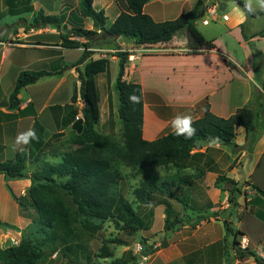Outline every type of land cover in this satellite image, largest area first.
<instances>
[{
	"label": "crops",
	"instance_id": "obj_1",
	"mask_svg": "<svg viewBox=\"0 0 264 264\" xmlns=\"http://www.w3.org/2000/svg\"><path fill=\"white\" fill-rule=\"evenodd\" d=\"M160 1L151 0L144 6L145 12L146 8L150 7L149 14L154 19L160 9ZM93 6L96 10L103 9L105 11L106 26H110L124 8L125 3L122 0H107L106 2L103 0L98 5L97 0H93ZM38 12H42L45 16H56L59 19L58 23L53 25L35 22L34 18ZM255 12L261 11L257 9ZM262 16L264 13L256 16H252L248 12L247 14L241 13L237 19L226 24L228 31L224 35L209 38L204 35L207 39L213 40L216 45L214 48L200 47L196 42L190 40L187 33L183 31L182 34L180 32L174 35L167 42L150 45L136 43L134 39L124 36L105 34L113 47L98 48L93 44L88 49V51L103 49L108 52L107 54H98V57L95 56L96 54L88 52V60L100 57H107L110 60L108 72H102L96 77L97 86L101 81V84L105 83L107 89L110 88L106 95L107 112L104 111V103L102 107L100 98V120L96 125V128L105 135L117 136V133L122 130V122L118 116V90L116 96L114 73H111L114 64L117 77L119 57L116 52L119 50L131 54L132 50H143L150 46L174 49L157 53L137 51L134 53L136 55L134 60L128 59L125 79L128 82L140 83L143 88V137L147 140H154L171 131V122L177 116L190 115L193 120L201 117L204 114L206 103H209L213 113L222 117H230L246 106L256 111V128L253 131L247 132L244 127L238 125L236 126L237 134L231 144H222L215 140L203 141L200 146L192 149L191 158L187 166L181 170L182 174H177L174 179H171L174 182L173 190L175 186L182 190L180 197L184 196L185 198L186 196V204L191 208L192 199L195 200L202 194L209 204L203 211L199 212L192 208L194 215L191 216L186 212L187 207L182 205L177 198L169 197L161 192L156 193L155 203L143 204L150 207V213H153L154 209L164 206L162 215L165 218L175 214L174 209H176L178 212L174 218L180 217L179 220H185L177 226L174 225L180 232H184V229L189 226L188 219L213 214L203 217L195 235L198 239V248L196 249L215 251V257H220L225 252L229 241L233 243L234 240L232 234L226 237L223 221L226 218H229L234 230L241 232L238 236L248 235L250 243L248 247L255 250L260 256H264V221L256 215V211L264 208V204L259 199L257 201L254 199L258 196V192L253 187L264 188V129L256 138L251 136L252 132L257 129V119L264 114V104L254 100L255 94L262 91L264 84V35H260L264 28H258L254 22V19ZM224 17L228 18L226 14ZM73 26H81L86 29L95 28L92 18L83 17L80 14L79 0H0V160H9L15 156L18 152L13 150L15 137L18 133L29 128L36 131L39 141L51 138L55 132H65L66 128L72 130V136L75 134L72 128L73 121L67 125L62 123L66 112L64 108L59 107L70 104L71 98L70 102L65 104H40L36 93L28 92L29 87L39 80L20 90L18 107H9V96L21 71L39 70L40 68L54 71L64 66V51L75 47H64L61 34L66 28L70 29ZM72 38L80 42L86 41L84 37ZM76 48L84 51L83 47ZM136 60L138 63L134 64L133 62ZM153 63L156 64V67L153 66ZM84 66L85 62L71 67V71L76 74V70L83 71ZM147 71L150 72L151 77H148ZM6 73L14 76L8 88H4L3 84V75ZM160 78L165 84L162 88L158 86ZM76 80L78 79L76 78ZM45 112L46 115L43 118ZM47 133L50 134L47 136ZM39 141H33L25 148L28 152L26 177L7 181L4 174L0 175V220L9 224L8 226L0 224V247L17 242L22 231L33 223L31 217L20 212V205L14 199L13 194L23 195L32 184L30 174L39 163L36 159ZM46 157L50 160L56 159L53 154ZM239 168L245 171L242 177L237 178L233 174L231 175V172H236ZM220 175H225L236 182L249 181L250 187L254 189L252 190L254 194L252 197L246 198V201H252L251 205L257 209H249L242 215L240 221L237 212H228L225 218L222 217L219 209H226L229 204L219 206L218 203L228 199L233 185L227 180L217 183V178ZM124 180L125 178L120 182L119 190L127 198L124 193L123 182L126 181ZM142 215L145 216V214ZM245 219H249L256 226L254 238L249 237L245 229ZM149 225L152 227L151 221ZM174 227L172 225V228ZM176 229L170 231L175 233ZM237 239L240 241V238L237 237ZM178 243L176 241L170 246L175 247L174 250L178 251L183 264H199L196 258L197 253L193 252L194 250L184 252L185 245ZM86 248H88L87 244L78 246L76 256L84 257ZM232 255L235 256L234 248ZM81 258L77 261L82 264L89 263L81 261ZM236 259L240 263H247L250 261V256ZM129 263L127 261V264Z\"/></svg>",
	"mask_w": 264,
	"mask_h": 264
},
{
	"label": "trees",
	"instance_id": "obj_2",
	"mask_svg": "<svg viewBox=\"0 0 264 264\" xmlns=\"http://www.w3.org/2000/svg\"><path fill=\"white\" fill-rule=\"evenodd\" d=\"M124 1L125 6L119 15L110 26H106L107 16L103 9L96 10L93 0H79L80 14L83 17L92 18L95 28L86 29L81 26H73L69 29V34H61L64 47L84 48L82 57L71 66L75 67L85 62L84 70L81 71V76L78 79L80 84L76 86L75 83L71 103L59 106L66 112L62 123L67 125L73 121L72 128L75 134L72 136V144L76 146L61 154L51 153L46 149L53 139L62 138L63 131L55 132L45 142L39 141L36 158L39 163L30 174L32 184L23 195L13 194V196L21 207L34 209L40 224L39 229L44 236L41 239L33 238L31 231H23L27 234L22 235L18 244L0 247V264H41L43 259L54 253L59 256L61 251L65 252L64 250L74 254L78 253L76 248L83 244L76 243L71 246L66 236L74 232L72 228L74 224L89 227L91 230L89 221L105 222L113 219L128 236L134 235L137 231L149 229L148 219L134 208L133 203L119 189L115 190V187L124 179V175L114 167V161H120L124 166L143 175L133 191L134 198L139 204L155 203L156 193L161 192L169 197L177 198L183 205V203L186 204V196L185 198L184 196L180 197L174 192V182L148 175L145 172L146 168L162 166L182 170L191 158L192 149L200 146L203 141L215 140L222 144H231L237 134L236 126L244 127L247 132L256 128V111L253 108L246 106L230 117H222L213 113L209 103H206L204 114L193 120V126L197 132L192 138L185 139L183 136H176L171 130L154 140L145 139L143 137V88L140 83L128 82L125 79L129 54L119 50L116 53L119 57L116 88L119 98L118 116L122 122L121 138L101 133L96 128L100 120V95L96 77L102 72H108L110 60L107 57L87 59L89 57L88 49L93 45L95 35L105 33L109 36H124L134 39L136 43L150 45L167 42L174 35L185 31L189 39L200 47H216L213 40L207 39L197 28L194 20L203 0H196L191 9L180 13L175 18L166 20H156L144 11V6L151 0ZM235 1L245 8V0ZM246 11L248 12L247 9ZM248 13L256 16L264 11ZM58 20L56 16H45L42 12H38L34 18L37 23L53 25L58 23ZM260 35H264V30ZM76 36L84 37L86 41L80 42L72 38ZM67 68L69 66L64 65L61 69L54 71L31 69L21 71L9 96V107H18L20 103L18 95L22 88L37 82L45 75L62 74ZM133 93L140 97V103L135 105L130 103L129 96ZM78 100L82 101V106L74 108L73 105ZM68 107H73V114L69 117L67 116ZM79 113L81 116L77 118ZM49 154H53L56 159H48L46 156ZM44 155L46 156L44 157ZM27 162V150L18 151L12 159L0 160V175L4 174L7 181L24 178L26 177ZM223 180L232 183L233 187L229 192L228 200L231 204L236 205L237 201L232 194L235 191L243 193L237 186L238 182L225 175H220L217 178V183ZM253 187L258 192V196L254 199L256 201L259 199L264 204V188ZM159 202L165 203L164 201ZM256 215L264 221V208L258 209ZM179 222L181 220L178 218L175 221H170L166 216L167 229L172 228V224ZM0 224L9 225L1 220ZM59 225L66 228L65 236L58 235ZM94 226L98 229L97 224ZM224 226L226 237L230 234L234 236L233 245L236 258L253 256L258 261L259 255L255 250L241 247L237 239L241 232L234 230L227 220H224ZM59 239L64 245L61 249L57 247ZM115 241H118L119 244H126L122 239ZM103 252L102 257L110 256L107 249ZM143 253L149 255L147 252ZM127 261L120 258L111 264H127Z\"/></svg>",
	"mask_w": 264,
	"mask_h": 264
},
{
	"label": "rangeland",
	"instance_id": "obj_3",
	"mask_svg": "<svg viewBox=\"0 0 264 264\" xmlns=\"http://www.w3.org/2000/svg\"><path fill=\"white\" fill-rule=\"evenodd\" d=\"M103 0H97V4L99 5L102 3ZM107 0H105L106 2ZM121 1V0H119ZM122 2H125L122 0ZM160 9L157 11L156 19L157 20H166V19H172L179 15L180 13L187 11L191 9L194 4L196 3V0H161L160 1ZM213 4L216 5L217 9V19H214L213 14L208 11V7L212 6ZM254 6H255V0H254ZM150 7L146 8V12L149 13ZM112 14V12H109ZM241 13H246L247 11L244 7L239 5L235 0H203L202 6L200 10L195 15V23L197 28L205 35L206 37H215V36H222L225 33H227V26L226 24L230 23V21L237 19ZM227 15L228 18H225L224 15ZM208 19V23L203 24V20ZM230 19V20H229ZM254 22L256 26L259 28H264V16L258 17L254 19ZM55 28V27H54ZM64 29L62 28V31ZM64 33L69 34L70 30L66 28L64 30ZM182 34V32H181ZM1 35V34H0ZM59 38V36H58ZM93 44L95 47L98 48H110L113 47L105 33H99L94 36L93 38ZM137 51L132 50V53H136ZM167 52V51H166ZM89 53L96 54L95 56L98 57V54H104L108 53L106 51H101L98 49H94L92 51H89ZM117 53V52H116ZM157 53V52H154ZM63 62H65L64 65H71L76 63L83 55V50L80 48H68L63 53ZM88 59V58H87ZM129 59V58H128ZM53 63V62H52ZM134 64L138 63V60L133 62ZM153 66L156 67V64L153 63ZM61 69V68H58ZM39 70H44V68H40ZM116 69L115 65H112V72L114 73V86L116 85ZM64 74L60 75H53V76H45L39 79V81L31 87H29L28 92L32 93L33 91L36 93V97L40 104H65L70 102V98L73 94V90L76 86H79L80 81L76 80L79 79L81 76V71L76 70V74L74 71H71V68H67L63 72ZM110 73V74H111ZM148 77H151L150 72H146ZM16 75V72H15ZM77 76V77H76ZM14 76H10V73H6L3 75V84L4 88H8L12 81ZM109 83V80H108ZM154 84V83H153ZM158 86L160 88L164 87L165 84L163 81H159ZM164 89V88H163ZM98 91L101 98V104L103 107L104 103V111L107 112V101H106V95L107 92L110 91V88H106L105 83L101 84V81L98 82ZM116 96H117V89L115 86L114 89ZM264 90L259 91V94H255V101L261 102L264 104ZM25 95V92H24ZM118 103L119 99L117 98ZM81 104V105H80ZM75 106L78 108H81L82 101L78 100L73 107ZM73 107H68V113L67 116L69 117L71 114H73ZM46 112L43 115V118H45ZM258 125L255 132H252L251 136H254L253 138H256L258 134L264 129V114L257 119ZM122 131V130H121ZM121 133H117V138H121ZM50 133H47V136ZM72 130L70 128H66L64 135L61 139H53L51 141L50 146H46L47 150H50L51 153L55 154H61L65 151L71 150V148H74V145L72 144ZM48 139H41V142H45ZM251 143V142H249ZM113 165L115 168L119 169L121 173L124 175L125 182L123 184L125 185L124 193L126 194L128 200H130L134 208L139 211L141 214H145V216L149 219V222L151 221L152 227L150 225V229L147 230H140L137 231L134 235L128 236L125 234L124 231L120 229V226L116 224V222L113 219L106 220L105 222H99L92 220L89 221L88 224L91 226V230L89 227H82L78 224H74L72 226L74 232L72 234H67V238L69 239V242L72 245L76 243L80 244H87L88 248H86L84 257L76 256V254L71 253L69 251L64 250L65 252L61 251L59 256L57 253H54L53 255L49 256L48 258H45L41 261V264H82L78 262L77 260H80L83 262H86L88 264L93 263H99V264H111L115 260L122 258L128 260L129 264H183L182 257L179 256V253L177 250H174L175 247H171L170 245L172 243H175L176 241L179 242L178 244H184V252H189L191 250H194L193 252H196V258L199 264H264V256H260L259 254V260L257 261L253 256H250V261L240 263L236 259L234 255H232V249L234 248V245L231 241H229L225 252L219 257L214 256V252H210L208 249H196L197 241L196 239V231L198 230V224H200L203 221V217L210 216L213 214L208 215H202L196 219H188V227L184 229V232H180L175 227L182 223V221H185L182 219L179 223L172 224L174 228L167 229L166 228V218L162 215L164 211V206L158 207L154 209L153 213H150V207L145 206L143 204H139L133 195L134 188L139 184V181L142 179L141 174H138L136 171L132 170L131 168H128L123 165L120 161H114ZM146 174L153 175L154 177H159L161 179L171 180L175 178V175L182 174L181 170H177L174 167H162V166H149L146 168ZM234 175L237 178L242 177L245 174L244 170H241L240 168L236 172H231V175ZM243 193L234 192L232 195L235 197V200L237 201V204H231L228 199L221 200L218 205L222 206L225 204H229V207L226 209H219V212L221 213L222 217H226V214L228 212H237L238 219L240 221L242 215L247 212L249 209L256 210L257 207H254L251 205L252 201L247 202L246 198L252 197L254 193H252V190H254L252 187H250L249 181H240L237 185ZM120 184L115 187V190L119 189ZM175 193L178 196H182L179 188L175 186L174 188ZM198 199V200H197ZM191 201L190 206L196 211H203L207 206H209L208 202L205 200V197L202 196V194L199 195V197ZM201 199V200H200ZM184 206L187 207L186 212L189 215H194L193 210L191 207H189L187 204H184ZM249 205V207H248ZM176 212H178L176 209ZM20 212L28 217H31L35 222H33L28 228L24 229L23 231L27 230L26 232L31 231L33 238H42L44 235L42 231L39 229L40 224L37 220V214L31 207L24 208L20 206ZM165 213V212H164ZM175 214L169 215V220L175 221ZM246 218H249V216H246ZM180 219V217L178 218ZM224 220H227L228 223H231L229 218H226ZM223 220V221H224ZM148 222V223H149ZM95 224L98 225V229L95 228ZM231 225V224H230ZM245 229L247 233L249 234V237H255V231L256 226L249 220L245 219L244 221ZM232 227V225H231ZM234 229V227H232ZM97 229V230H96ZM176 229V232L173 233ZM58 235L59 236H65L66 228L63 226L58 227ZM172 230V231H170ZM24 235L26 232L23 233ZM93 231V232H92ZM171 232V233H170ZM27 234V233H26ZM22 235L20 239L17 242H14L13 244H18L21 241ZM248 236V235H247ZM185 237V239H183ZM238 238L241 239V236H238ZM116 239H122L125 240L126 244H119L118 241H115ZM146 239V240H144ZM12 244V245H13ZM138 244H141L143 246L141 251H137L136 246ZM252 244V242H251ZM250 245V243H249ZM63 242L60 241V239L57 241V247L58 249H61L63 247ZM181 246V245H180ZM213 248V247H210ZM109 252L110 256L108 257H102L101 255L104 254L103 251ZM161 250V251H160ZM160 251V252H159ZM143 252H147L149 254V257L147 259H144L142 256ZM65 253V254H63ZM144 254V253H143ZM75 255V256H74ZM68 261V262H67ZM70 261V262H69ZM238 261V262H237ZM84 264V263H83Z\"/></svg>",
	"mask_w": 264,
	"mask_h": 264
},
{
	"label": "clouds",
	"instance_id": "obj_4",
	"mask_svg": "<svg viewBox=\"0 0 264 264\" xmlns=\"http://www.w3.org/2000/svg\"><path fill=\"white\" fill-rule=\"evenodd\" d=\"M245 8L250 13H254L257 9L264 11V0H255V6L254 0H245ZM129 101L133 105L138 104L140 103V97L133 93L129 96ZM193 124L194 121L190 115L177 116L172 120L171 128L174 135L190 139L197 132V129ZM33 141L38 142L39 137L33 128H29L16 135L13 150L23 152L25 151L26 146L30 145Z\"/></svg>",
	"mask_w": 264,
	"mask_h": 264
},
{
	"label": "built area",
	"instance_id": "obj_5",
	"mask_svg": "<svg viewBox=\"0 0 264 264\" xmlns=\"http://www.w3.org/2000/svg\"><path fill=\"white\" fill-rule=\"evenodd\" d=\"M208 11L209 12H211L212 14H213V17H214V19H216L218 16H217V9H216V5L215 4H213L212 6H209L208 7ZM206 23H208V19H204L203 20V24H206ZM98 50H101V51H104L103 49H98ZM172 50H174V49H169V48H167V47H154V46H150V47H147L146 49H143V50H137V51H147V52H159V51H162V52H166V51H172ZM128 58H129V60H134L135 58H136V55L134 54V53H131V54H129L128 55ZM81 116V113H79L78 115H77V118L78 117H80ZM240 245H241V247H248V245H249V238L244 234V235H242L241 236V239H240ZM142 245L141 244H138L137 246H136V249H137V251H141L142 250ZM142 256H143V258L144 259H147L148 257H149V255H144V254H142Z\"/></svg>",
	"mask_w": 264,
	"mask_h": 264
}]
</instances>
